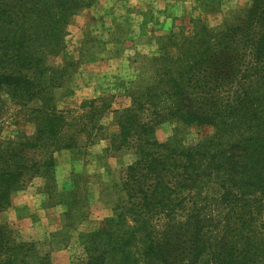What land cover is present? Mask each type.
I'll return each mask as SVG.
<instances>
[{
    "label": "trees",
    "instance_id": "1",
    "mask_svg": "<svg viewBox=\"0 0 264 264\" xmlns=\"http://www.w3.org/2000/svg\"><path fill=\"white\" fill-rule=\"evenodd\" d=\"M94 1L0 0V121L10 100L35 126L32 136L0 138V213L34 178L53 191L55 154L77 148L89 123L101 130V100L75 124L57 109L67 74L51 63L70 16ZM249 1L233 23L161 41L131 106L114 112L111 146L136 160L116 218L81 236V264H264V0ZM169 122L215 132L193 145L176 134L159 142L156 129ZM32 251L0 225V264H50Z\"/></svg>",
    "mask_w": 264,
    "mask_h": 264
},
{
    "label": "rangeland",
    "instance_id": "2",
    "mask_svg": "<svg viewBox=\"0 0 264 264\" xmlns=\"http://www.w3.org/2000/svg\"><path fill=\"white\" fill-rule=\"evenodd\" d=\"M250 4L249 0H95L70 16L60 53L51 60L67 74L65 84L55 91L57 109L75 124L91 110L84 105L101 100V130H92L89 123L90 130L76 141L77 148L55 154L53 191L37 177L11 196L10 206L0 213V225L8 230L10 240L30 245L34 255L47 257L50 264L84 262L81 236L116 218L121 182L136 160L133 150L116 151L111 146L119 131L114 112L131 106L128 93L134 82L145 78L161 41L172 33L191 34L204 25L222 28ZM5 110L1 140L16 141L35 133L25 109L8 100ZM75 129L76 125L67 132ZM214 132L208 125L169 122L156 129L155 137L165 142L176 134L186 145H193ZM200 264H212L210 257H203Z\"/></svg>",
    "mask_w": 264,
    "mask_h": 264
}]
</instances>
